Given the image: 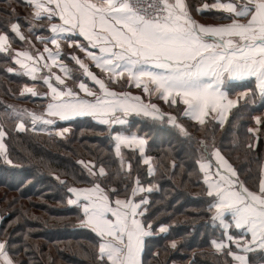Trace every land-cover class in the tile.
<instances>
[{
    "label": "snow or ice",
    "instance_id": "6c2138e0",
    "mask_svg": "<svg viewBox=\"0 0 264 264\" xmlns=\"http://www.w3.org/2000/svg\"><path fill=\"white\" fill-rule=\"evenodd\" d=\"M26 5L33 10L28 32L43 45L42 50L15 22L10 25L11 32L31 51H15L12 55L9 36L0 33V53H8L19 66V70L7 68L9 73L34 82L33 86H23L21 97H37V81H42L48 91L40 97L47 98L41 113L5 105L0 116L15 120L18 131L30 127L34 132L63 138L70 129L58 126L59 121L91 117L111 127L127 125L128 117L136 115L167 124L191 139L177 116L164 114L151 102L152 95H158L169 106L182 104L183 116L201 128L212 121L223 127L230 110L246 99L248 92L264 100V0H201L194 7L187 0H151L147 6L144 0H26ZM211 10L226 13L221 19L230 23L205 26L192 15L193 11L203 15ZM43 21L48 23L47 35L34 31ZM63 44L75 47L83 57L76 52L64 54ZM65 55L78 66L82 78L73 77ZM125 76V84L141 89L149 97L148 102L144 95L118 93L109 87V82L118 84ZM68 79L77 87L70 86ZM246 80H251L255 88L235 98L229 95L226 84ZM253 119L257 127L247 129L251 136L246 144L249 150L254 149L264 125L261 116ZM7 135L0 123V160L16 167L5 144ZM113 140L121 168L125 167L122 149L126 148L137 151L148 175L154 174L152 158L146 154V135L117 131ZM196 143L200 148L196 163L208 197L207 211L212 226L221 230V236L212 238L210 245L217 253L230 257L232 264H250L249 254L264 252V173L258 191L250 190L216 146L214 136ZM79 163L94 179L90 187H68L67 203L81 210L80 225L98 237V259L102 264H142L146 244L158 234L169 232L166 224L154 228L146 216L155 186L150 181L144 184L137 176L131 185L112 187L103 183L108 176L103 165L97 166L91 160ZM126 168L130 174V162ZM55 179L65 183L59 176ZM176 247V241H171V248ZM11 249L12 245L0 240V264H16Z\"/></svg>",
    "mask_w": 264,
    "mask_h": 264
},
{
    "label": "trees",
    "instance_id": "16d2710c",
    "mask_svg": "<svg viewBox=\"0 0 264 264\" xmlns=\"http://www.w3.org/2000/svg\"><path fill=\"white\" fill-rule=\"evenodd\" d=\"M200 2L187 0L193 7ZM32 11L26 0H0V33L9 36L12 55L15 51H31L26 42L15 37L10 25L18 22L24 35L35 41V35L28 32ZM192 15L207 26L230 23L221 19L227 14L218 10L206 11L203 15L193 11ZM47 28V21H43L34 31L47 35ZM9 67L19 70L8 53H0V113L5 111V105L43 112L47 98L41 99L43 94L38 92L37 97H21L19 92L23 86L34 82L15 72L9 73ZM252 83L231 82L225 87L235 98L240 92L254 89ZM254 96L258 102L253 101L255 105L246 107L253 99V92H249L246 99L230 110L223 127L212 121L201 128L183 116L182 104L172 106V114L188 129L191 139L167 124L136 115L128 117L126 126L111 127L91 117H77L58 123L70 129L63 138L34 132L30 127L18 131L15 120L0 116V123L8 132L5 144L16 164L12 167L0 160V240L12 245L16 264H102L98 259V237L80 225L81 210L67 203L68 187L91 186L94 177L79 163L91 160L106 168L108 176L104 184L131 185L139 176L144 184L150 181L155 186L146 216L154 228L166 224L169 232L158 234L146 244L142 264H232L230 257L217 253L210 245L212 238L221 236V230L212 226L207 211L203 175L196 163L200 158L196 142L214 136L216 146L239 171L241 180L250 190L258 191L259 179L264 173V125L254 149L246 147L251 139L247 129L257 127L253 117L264 114V100L258 94ZM117 131L147 136L146 154L152 158L155 169L152 176L135 150L122 149L125 167H120L113 140ZM129 162L130 174L126 168ZM56 176L65 183L61 184ZM25 178L27 182H23ZM173 240L177 243L175 249L171 248ZM263 258L262 252L249 255L252 264Z\"/></svg>",
    "mask_w": 264,
    "mask_h": 264
},
{
    "label": "rangeland",
    "instance_id": "374dc122",
    "mask_svg": "<svg viewBox=\"0 0 264 264\" xmlns=\"http://www.w3.org/2000/svg\"><path fill=\"white\" fill-rule=\"evenodd\" d=\"M204 21H206V20H204ZM203 21V22H204ZM200 23V22H199ZM47 26V24H45V25H43V28L44 27H46ZM46 30V29H45ZM21 31H22V29H21ZM24 34V33H23ZM29 34V33H28ZM32 40V43L33 44H35L37 41H36V39H35V41L33 40V39H31ZM35 46H36V48H38V49H41L42 50V48H43V45H41L40 43H38L37 42V44H35ZM49 47H54V46H52V45H49ZM28 51H30V50H28ZM62 51H63V53L64 54H69V53H73V52H76V54L77 55H80L81 57H83V53H79L76 49H75V47H72V48H69L68 46H67V44H63L62 45ZM87 63H89V64H91V62L90 61H86ZM65 63H67L68 64V66L73 70V77H75V78H77V79H79V78H82V73H81V71L78 69V66L77 65H75L74 64V62H72L70 59H68L67 58V56L65 55ZM54 71H56V72H59V70L58 69H53ZM92 70L94 71V72H96L97 73V75H100L102 78H105L104 77V74H102V73H100V70H98V69H95L94 67H92ZM46 71V70H45ZM43 73H41V75H42ZM127 79V77L125 76V78L124 79H122L118 84H113V83H110L109 82V87L112 89V90H115V91H117L118 93H120V92H130V93H132V94H135V95H144V99H145V102H148V100H149V97L147 96V94H143L142 93V91H141V89H138V88H135L134 86H129V85H127V84H125V80ZM85 82L86 83H88L89 84V86L90 87H95L94 85H92V83L90 82V81H88V80H85ZM233 82H239V83H241L242 81H233ZM251 83H252V81H250ZM67 83L70 85V86H72L73 88H76L77 87V83H75L72 79H68L67 80ZM226 85H228V84H226ZM252 85L255 87V85H254V83H252ZM30 86H33V84L32 85H30ZM35 90L38 92V93H41V94H44V93H46L47 91H48V89L46 88V86L45 85H43V83H42V81H37V82H35ZM150 87H151V85H149ZM130 88H132L133 90H130ZM135 90H137L138 92L136 93L135 92ZM249 93V92H248ZM151 102L152 103H155L158 107H159V109L164 113V114H174V110H172L171 108H172V106H169V104H167V103H165L162 99H159L158 98V95H152L151 96ZM162 102V106H161V102ZM253 101H255V102H258V100H257V98H256V96H254L253 95V99H251V101H248V105H246V107H249V105H255V102H253ZM182 106V105H181ZM38 113H41V112H38ZM172 114V115H173ZM229 115V114H228ZM262 115H264V114H262ZM227 118H228V116H227ZM226 118V119H227ZM75 119V118H74ZM261 119L262 120H264V117H261ZM64 122H66V121H59L58 123H64ZM116 126H121V125H116ZM123 126H126V125H123ZM125 133V132H124Z\"/></svg>",
    "mask_w": 264,
    "mask_h": 264
},
{
    "label": "crops",
    "instance_id": "0c3cea01",
    "mask_svg": "<svg viewBox=\"0 0 264 264\" xmlns=\"http://www.w3.org/2000/svg\"><path fill=\"white\" fill-rule=\"evenodd\" d=\"M226 2H235V3H244L245 2V0H227ZM222 12V11H221ZM202 24V23H201ZM205 25V24H204ZM219 25H222V24H218V25H214V26H219ZM205 26H207V25H205ZM82 39V38H81ZM246 81H251V80H246ZM259 116H261V117H264V115H259ZM253 253H259V251H257V252H253ZM263 253V257H264V252H262ZM142 255H143V253H142ZM250 255V254H249ZM141 260H142V256H141ZM250 264H252L251 262H250ZM254 264H264V258H263V260L262 261H260V262H258V263H254Z\"/></svg>",
    "mask_w": 264,
    "mask_h": 264
},
{
    "label": "built area",
    "instance_id": "2783aa9c",
    "mask_svg": "<svg viewBox=\"0 0 264 264\" xmlns=\"http://www.w3.org/2000/svg\"><path fill=\"white\" fill-rule=\"evenodd\" d=\"M145 5L147 6V4L151 3V0H144Z\"/></svg>",
    "mask_w": 264,
    "mask_h": 264
}]
</instances>
